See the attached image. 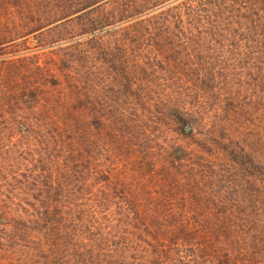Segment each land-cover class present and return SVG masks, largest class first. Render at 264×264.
<instances>
[{"label":"trees","instance_id":"1","mask_svg":"<svg viewBox=\"0 0 264 264\" xmlns=\"http://www.w3.org/2000/svg\"><path fill=\"white\" fill-rule=\"evenodd\" d=\"M115 78L173 142L127 152L90 109ZM0 264H264V0H0Z\"/></svg>","mask_w":264,"mask_h":264},{"label":"rangeland","instance_id":"2","mask_svg":"<svg viewBox=\"0 0 264 264\" xmlns=\"http://www.w3.org/2000/svg\"><path fill=\"white\" fill-rule=\"evenodd\" d=\"M79 28L78 22L75 20L66 21L58 26L51 27L48 30L41 32L40 34L33 35L27 39L26 45L23 46L25 49V54L27 56L36 55L42 60L45 64L49 63L50 60L55 59L56 55L59 53L60 46H67L77 39H79ZM99 34L104 37H108L107 30L104 29L103 32ZM63 40V44L56 43L58 40ZM17 50L14 48L11 52ZM58 52V53H57ZM124 84L122 79H112V80H103L99 79L95 84L92 85L91 93L100 92V98L103 103V108H90L94 112L103 111L106 118L112 117L115 114V120L117 122V130H123L124 133L134 132L136 136L132 138L130 142L129 150L136 149H145L149 150L152 147L157 145H166L172 141V135L169 131L168 121L165 117L158 113L156 115H149L146 117V121L141 123L138 119V110L135 106V102L126 94L123 88ZM94 99V104H96V96H92ZM128 98V99H126ZM259 109V108H258ZM112 124L108 123V126ZM108 132L106 138L108 142L111 138ZM179 144H185V141L182 138L175 140ZM173 142V141H172ZM46 143L43 138L37 137L34 138L24 137L19 141H12V153L15 159L22 160H31L32 156H49L51 153L46 151ZM52 143H50L51 145ZM31 146V147H30ZM137 146V147H134ZM31 148V149H30ZM45 154V155H44Z\"/></svg>","mask_w":264,"mask_h":264}]
</instances>
